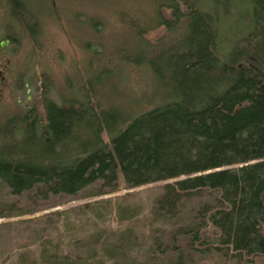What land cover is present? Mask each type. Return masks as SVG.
Masks as SVG:
<instances>
[{
	"label": "trees",
	"instance_id": "16d2710c",
	"mask_svg": "<svg viewBox=\"0 0 264 264\" xmlns=\"http://www.w3.org/2000/svg\"><path fill=\"white\" fill-rule=\"evenodd\" d=\"M121 1L128 10L118 20L136 35L123 54L151 71L158 104L134 115L88 99L46 100L44 112L8 118L0 181L45 199L98 182L114 191L119 176L128 188L169 182L155 205L163 215L212 199L171 235L188 253L169 264L211 253L264 259V0ZM19 3L11 0L12 19ZM29 13L18 27L34 38L42 12ZM152 31L159 46L145 41Z\"/></svg>",
	"mask_w": 264,
	"mask_h": 264
},
{
	"label": "rangeland",
	"instance_id": "374dc122",
	"mask_svg": "<svg viewBox=\"0 0 264 264\" xmlns=\"http://www.w3.org/2000/svg\"><path fill=\"white\" fill-rule=\"evenodd\" d=\"M123 6L121 0H20V20L42 12L32 14L39 15L33 38L12 19L11 0H0V132L8 118L44 112L46 100L88 99L134 115L158 104L162 93L151 71L123 54H132L136 39L116 15L128 10ZM160 36L152 31L144 38L159 46ZM167 183L128 188L119 176L114 191L98 182L74 196L45 199L36 191L15 195L0 181V264H169L188 253L183 237L171 235L212 199L187 200L177 213L163 215L155 205ZM168 244L182 247L173 255ZM185 257V264H264L231 254Z\"/></svg>",
	"mask_w": 264,
	"mask_h": 264
},
{
	"label": "flooded vegetation",
	"instance_id": "af4514ba",
	"mask_svg": "<svg viewBox=\"0 0 264 264\" xmlns=\"http://www.w3.org/2000/svg\"><path fill=\"white\" fill-rule=\"evenodd\" d=\"M4 70L0 67V79L3 80L4 79Z\"/></svg>",
	"mask_w": 264,
	"mask_h": 264
},
{
	"label": "water",
	"instance_id": "95a60500",
	"mask_svg": "<svg viewBox=\"0 0 264 264\" xmlns=\"http://www.w3.org/2000/svg\"><path fill=\"white\" fill-rule=\"evenodd\" d=\"M6 44H7V42H2L1 47L4 48Z\"/></svg>",
	"mask_w": 264,
	"mask_h": 264
}]
</instances>
